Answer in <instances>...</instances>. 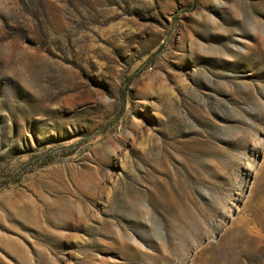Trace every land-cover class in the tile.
Returning <instances> with one entry per match:
<instances>
[{
    "label": "rangeland",
    "instance_id": "rangeland-1",
    "mask_svg": "<svg viewBox=\"0 0 264 264\" xmlns=\"http://www.w3.org/2000/svg\"><path fill=\"white\" fill-rule=\"evenodd\" d=\"M0 179V264H264V0H0Z\"/></svg>",
    "mask_w": 264,
    "mask_h": 264
},
{
    "label": "built area",
    "instance_id": "built-area-1",
    "mask_svg": "<svg viewBox=\"0 0 264 264\" xmlns=\"http://www.w3.org/2000/svg\"><path fill=\"white\" fill-rule=\"evenodd\" d=\"M21 169H22L21 166H18V167H16L14 170L10 171V172L8 173V174H9V177L14 176L15 173L20 174L21 171H22ZM1 182H3V181L0 179V183H1Z\"/></svg>",
    "mask_w": 264,
    "mask_h": 264
},
{
    "label": "trees",
    "instance_id": "trees-1",
    "mask_svg": "<svg viewBox=\"0 0 264 264\" xmlns=\"http://www.w3.org/2000/svg\"><path fill=\"white\" fill-rule=\"evenodd\" d=\"M47 144V142H44L43 145Z\"/></svg>",
    "mask_w": 264,
    "mask_h": 264
}]
</instances>
